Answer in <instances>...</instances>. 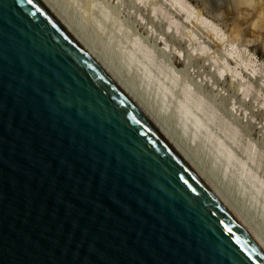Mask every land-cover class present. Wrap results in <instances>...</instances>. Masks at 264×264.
I'll list each match as a JSON object with an SVG mask.
<instances>
[{"label": "water", "instance_id": "1", "mask_svg": "<svg viewBox=\"0 0 264 264\" xmlns=\"http://www.w3.org/2000/svg\"><path fill=\"white\" fill-rule=\"evenodd\" d=\"M0 264H264V241L46 0H0Z\"/></svg>", "mask_w": 264, "mask_h": 264}, {"label": "rangeland", "instance_id": "2", "mask_svg": "<svg viewBox=\"0 0 264 264\" xmlns=\"http://www.w3.org/2000/svg\"><path fill=\"white\" fill-rule=\"evenodd\" d=\"M49 1L264 239L263 38L237 33L226 0H185L189 17L173 0Z\"/></svg>", "mask_w": 264, "mask_h": 264}, {"label": "bare ground", "instance_id": "3", "mask_svg": "<svg viewBox=\"0 0 264 264\" xmlns=\"http://www.w3.org/2000/svg\"><path fill=\"white\" fill-rule=\"evenodd\" d=\"M60 15V12L57 10V8L49 1L46 0ZM148 1V0H147ZM176 4L178 5L181 10H184L187 13L188 17L193 15L195 13L194 8L192 9L191 6L188 4V2H186L185 0H173ZM213 2V0H210ZM209 1V2H210ZM216 1V0H214ZM171 2V1H169ZM208 2V0H207ZM224 3V7L223 11L226 12V15L222 14V16L224 17V19H226V17L228 16L229 20L231 21L232 24H234L233 26L235 27V30H237V33H243L245 30L243 29L245 27V29H247L245 31V33H248L249 36L250 35H255L257 37L263 38L264 40V0H226ZM222 3V4H223ZM168 4V3H167ZM213 4V3H212ZM217 4V3H216ZM220 5V4H218ZM218 5H215L214 8L216 11H221L219 9V7H217ZM150 6V5H149ZM226 6V7H225ZM153 7V6H152ZM156 7V6H154ZM159 8V7H158ZM209 8H210V4H209ZM153 9V8H152ZM212 9V8H211ZM179 10V9H178ZM201 10V9H200ZM214 10V9H213ZM212 10V11H213ZM214 10V11H215ZM199 13V12H198ZM223 13V12H222ZM214 14V13H213ZM157 16V15H156ZM169 16V14H168ZM171 16V15H170ZM194 16V15H193ZM214 16V15H213ZM221 16V17H222ZM226 16V17H225ZM60 17L62 18V20L68 25V27L74 32V34L76 35V37L79 39V41L82 43V45L85 47V49L96 59V61L104 68V70H106L137 102L138 104L142 107V109L146 112V114L173 140V142L178 146V148L181 150V152L183 153V155H185L192 163H194V160H192L193 158H189V155L186 153V151L183 149V145L181 146V144L179 143V141L174 139L173 133L170 131V128L163 125L161 121H159L157 119V117L152 114L151 112L148 111V109L145 107V105L143 104V102L138 99L133 91L131 90V87L128 86L126 83H124L122 80H120L118 78V76L116 75L115 71L113 69H111V67L99 56L96 55V53L93 51V49L85 42V40L81 37V35L76 31V29L71 26L70 24H68V22L66 21V19H64L62 17V15H60ZM187 17V16H186ZM216 17V16H215ZM200 20L205 23V25H212V27L214 29H216V26L210 22V20L206 19L203 17V15H199ZM208 18V17H207ZM190 19V18H189ZM168 20V19H167ZM185 21V20H184ZM222 21V20H221ZM176 22V21H175ZM225 22V21H223ZM174 23V22H173ZM230 23V26L232 25ZM227 24V23H226ZM168 26V25H167ZM178 26V25H177ZM181 27V26H180ZM247 27V28H246ZM209 28V26H208ZM233 28V27H232ZM232 28H230L232 30ZM229 29V32H231V30ZM244 30V31H243ZM184 31V30H183ZM243 31V32H242ZM221 32V31H219ZM213 33V32H212ZM232 33V32H231ZM244 33V34H245ZM244 34H242L243 36H245ZM245 36L246 38L248 37ZM218 35H220V33H218ZM237 36H240L237 34ZM213 37V35H212ZM252 37V36H251ZM250 37V38H251ZM245 38V39H246ZM248 38V39H250ZM255 37H252V39ZM160 39V38H159ZM161 40V39H160ZM262 40V41H263ZM198 41V40H197ZM142 43V42H141ZM250 43V42H249ZM255 44V43H254ZM203 49V48H202ZM201 49V50H202ZM207 49V48H206ZM202 52V51H201ZM230 53V52H229ZM213 60V59H212ZM220 60V59H218ZM217 64V63H216ZM253 64V63H252ZM264 65V64H263ZM221 68V66H220ZM219 68V69H220ZM264 68V67H263ZM221 71V70H220ZM224 75V74H223ZM175 77V76H174ZM195 166L199 169L197 162L194 163ZM202 172V171H201ZM203 173V172H202ZM203 175L210 181V183H212L224 196L225 194L223 193V191H221L217 185L213 182L212 178H209L207 175H205L203 173ZM225 198L228 200V198L225 196ZM229 201V200H228ZM230 202V201H229ZM231 203V202H230ZM232 205V204H231ZM233 206V205H232ZM234 207V206H233ZM235 208V207H234ZM236 209V208H235ZM238 211V213L244 218V220L250 225V227L256 232V230L252 227V225L250 224V222L244 217V215L241 213V211H239L238 209H236ZM258 232V231H257ZM256 232V233H257ZM258 236L264 241V239L261 237V235L259 233H257Z\"/></svg>", "mask_w": 264, "mask_h": 264}]
</instances>
